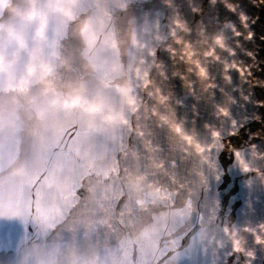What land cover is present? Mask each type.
Segmentation results:
<instances>
[{
    "label": "clouds",
    "instance_id": "obj_1",
    "mask_svg": "<svg viewBox=\"0 0 264 264\" xmlns=\"http://www.w3.org/2000/svg\"><path fill=\"white\" fill-rule=\"evenodd\" d=\"M223 2L238 14L251 40L259 17L238 11L239 6L230 0ZM258 2L264 5V0ZM192 11L200 10L194 7ZM146 14L137 8L136 0L92 4L87 0H0V133L22 134L20 156L45 138H58L71 146L78 136L94 130L91 118H98L94 123L129 125V113L148 109L145 96L152 100L153 115H161L159 107L171 104L153 73L155 67L166 76L163 61L157 62L159 50L142 38L141 18ZM172 25L174 44L182 47L169 45L171 57L194 63L206 79L207 68L193 59L196 53L180 34L191 30L188 22L177 13ZM233 30L242 35L235 25ZM216 41L223 47L222 37ZM134 49L146 54L126 63L124 57ZM238 71L243 74L245 69ZM112 93L119 96L120 108L111 102ZM218 117L226 123L206 122L207 138L202 140L179 119L161 116L183 139L184 151L194 155L198 167L191 178H174L172 184L146 180L145 199L190 207L203 215L199 206L203 197L215 217L223 216L233 198L242 206L264 208V116L241 119L221 107ZM65 178V171L55 165L0 168V218L22 219L29 223L31 233L22 248L0 252V264H105L99 252L62 242L56 221L64 208L59 185ZM192 192L197 194L196 201ZM184 195L187 201L180 199ZM57 207L61 213L55 211ZM33 223L40 227L32 228ZM221 231L227 238L226 245L221 239V246L226 247L224 264L233 257L243 259V264L264 260V218L255 224L223 223Z\"/></svg>",
    "mask_w": 264,
    "mask_h": 264
},
{
    "label": "water",
    "instance_id": "obj_2",
    "mask_svg": "<svg viewBox=\"0 0 264 264\" xmlns=\"http://www.w3.org/2000/svg\"><path fill=\"white\" fill-rule=\"evenodd\" d=\"M230 2L239 6L238 11L259 17L251 40L246 38L248 30L242 27L238 14L229 11L223 0H171L170 4L166 0H136L137 8L147 13L141 18L142 38L159 50L157 62L163 61L166 71L162 76L153 67L158 85L171 97L170 105L159 107L161 115L152 114V100L145 96L148 109L129 113V125L94 123L98 118H91L94 130L78 136L71 146L58 138H45L33 143L23 156L22 134L0 133V168L55 165L65 171V181L59 185L64 208L56 221L62 242L99 252L105 264H224L226 247L221 246V239L226 245L227 238L222 224H255L264 218L260 205L242 206L237 198L224 208L222 217H215L203 197H199L201 215L190 207L153 203L142 195L146 180L172 184L174 178H191L198 167L194 155L184 151L183 139L161 116L169 121L179 119L202 140L207 138L206 122L226 123L218 117L221 107L241 119L264 116V5L258 0ZM194 7L200 11L194 13ZM177 13L188 22L191 30L180 34L196 53L193 59L207 68L206 79L194 63L171 57L169 45L182 47L174 44L171 35ZM233 25L242 35H236ZM120 35L123 38V33ZM217 36L223 38V47L217 44ZM213 48L215 53L206 55ZM144 54L146 51L134 49L124 59L127 63ZM238 68L245 69L244 73ZM109 95L120 108L119 96ZM190 195L193 201L198 199L195 192ZM180 199L187 201L188 196ZM55 211L61 213L59 207ZM29 227L19 218H0V252L22 248L31 234ZM31 227L40 226L33 223ZM228 264H243V259L233 257Z\"/></svg>",
    "mask_w": 264,
    "mask_h": 264
}]
</instances>
